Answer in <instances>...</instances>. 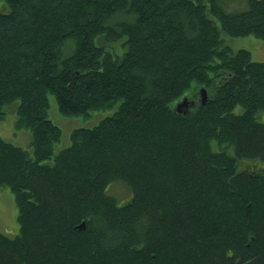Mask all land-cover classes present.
Segmentation results:
<instances>
[{"label": "trees", "instance_id": "1", "mask_svg": "<svg viewBox=\"0 0 264 264\" xmlns=\"http://www.w3.org/2000/svg\"><path fill=\"white\" fill-rule=\"evenodd\" d=\"M3 1L0 119L16 104L32 154L0 137V264H264V61L223 37L264 40V0ZM49 93L66 117L119 104L61 147Z\"/></svg>", "mask_w": 264, "mask_h": 264}, {"label": "rangeland", "instance_id": "2", "mask_svg": "<svg viewBox=\"0 0 264 264\" xmlns=\"http://www.w3.org/2000/svg\"><path fill=\"white\" fill-rule=\"evenodd\" d=\"M222 5L227 11L243 10L247 7V0H223ZM7 4L0 0V11L6 10ZM225 43L233 50L246 49L250 52V57L255 61H264V40L254 36L245 35L238 37H230L223 35ZM189 98L193 99L191 96ZM183 98V97H182ZM49 107L47 109L48 118L61 129V147L66 146L70 142V133L76 128H89L94 126L103 117L110 115L117 108L119 102H115L113 107L92 111L89 115H80L74 117H66L60 114L57 102L53 94H48ZM180 101V99L178 100ZM177 101V103H178ZM177 103L175 105H177ZM16 104L6 108L4 119H0V137L4 140L19 145L32 154L30 147L31 131L27 128H18L16 126L17 115L15 110ZM176 107V106H175ZM215 141H212V148H217ZM245 161L242 166H249L253 161ZM260 165V164H259ZM127 185V184H126ZM122 183H112L109 187L112 192L108 193L114 196L119 205L128 201L132 197V192ZM130 190L125 191L120 187ZM17 206L15 203L14 193L8 187H0V232L9 236H13L19 232V224L17 221Z\"/></svg>", "mask_w": 264, "mask_h": 264}, {"label": "bare ground", "instance_id": "3", "mask_svg": "<svg viewBox=\"0 0 264 264\" xmlns=\"http://www.w3.org/2000/svg\"><path fill=\"white\" fill-rule=\"evenodd\" d=\"M195 100L189 98L188 96H184L183 98L178 101L176 105V110L178 111L182 107H189V106H194L195 105ZM83 225V222L81 223L80 227Z\"/></svg>", "mask_w": 264, "mask_h": 264}, {"label": "water", "instance_id": "4", "mask_svg": "<svg viewBox=\"0 0 264 264\" xmlns=\"http://www.w3.org/2000/svg\"><path fill=\"white\" fill-rule=\"evenodd\" d=\"M200 96H201V101L204 102L205 101V91H204V89H201Z\"/></svg>", "mask_w": 264, "mask_h": 264}]
</instances>
